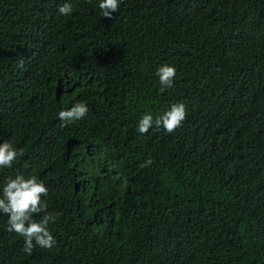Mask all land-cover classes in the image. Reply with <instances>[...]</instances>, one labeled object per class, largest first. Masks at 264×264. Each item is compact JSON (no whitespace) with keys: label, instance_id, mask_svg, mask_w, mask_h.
Segmentation results:
<instances>
[{"label":"trees","instance_id":"16d2710c","mask_svg":"<svg viewBox=\"0 0 264 264\" xmlns=\"http://www.w3.org/2000/svg\"><path fill=\"white\" fill-rule=\"evenodd\" d=\"M99 2L0 0V143L24 152L0 190L35 175L61 213L31 254L0 213V264H264V0ZM174 103L182 127L138 132Z\"/></svg>","mask_w":264,"mask_h":264},{"label":"clouds","instance_id":"9594fccd","mask_svg":"<svg viewBox=\"0 0 264 264\" xmlns=\"http://www.w3.org/2000/svg\"><path fill=\"white\" fill-rule=\"evenodd\" d=\"M122 0H100L99 9L103 17L113 19V14L120 9ZM62 16H69L73 12L71 3H64L58 8ZM19 67L24 66V60H19ZM159 82L162 90L174 87L177 75L176 68L164 64L157 69ZM89 113V108L84 102H76L67 110H61L58 118L63 122L62 127L83 120ZM187 119V108L184 103H174L163 115L155 118L148 113L143 114L138 122V132L143 135L149 132L155 125L156 128L162 127L167 133L171 134L182 127ZM24 155L22 149L13 147L8 141L0 143V169H10L14 162ZM152 164L149 159L143 167ZM48 188L38 180L35 175L25 177L17 175L9 179L7 184L0 190V213L8 216V232H15L24 238L25 253L31 254L34 247L52 250L57 240L50 230V225L58 223L61 213L48 211L46 201L42 197L48 195ZM40 216L37 221L34 217Z\"/></svg>","mask_w":264,"mask_h":264}]
</instances>
